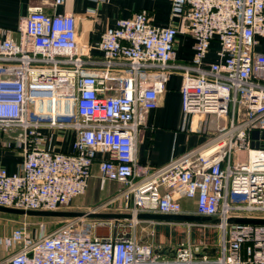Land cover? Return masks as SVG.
Listing matches in <instances>:
<instances>
[{
    "label": "built area",
    "instance_id": "obj_1",
    "mask_svg": "<svg viewBox=\"0 0 264 264\" xmlns=\"http://www.w3.org/2000/svg\"><path fill=\"white\" fill-rule=\"evenodd\" d=\"M49 2L50 12L31 7L17 28L0 26V147L21 156L16 172L0 166V205L68 208L97 164L100 178L123 187L89 211L132 217H70L52 232L16 227L0 237L8 250L0 264H264V224L229 222L264 217V52L256 48L264 0H172L180 27L157 26L140 11L94 44L81 39L74 14L56 11L66 0ZM180 31L195 39L190 63L175 61ZM213 41L219 60L207 62ZM177 72L182 130L205 140L149 166L137 156L144 114L160 106ZM67 132L70 152L54 143ZM141 212L217 217L180 224L218 228L221 242L201 249L143 241L136 227L154 237L160 222L139 219Z\"/></svg>",
    "mask_w": 264,
    "mask_h": 264
},
{
    "label": "crops",
    "instance_id": "obj_2",
    "mask_svg": "<svg viewBox=\"0 0 264 264\" xmlns=\"http://www.w3.org/2000/svg\"><path fill=\"white\" fill-rule=\"evenodd\" d=\"M171 1L66 0L64 4L57 7L56 11L74 14L78 20L81 39L87 44H94L100 40L102 34L109 27L115 26L118 20L131 18L140 11H146L152 23L157 26H168L174 23L180 27L182 22L179 18L172 22ZM49 4V0H0V26L17 28L31 7L43 5L50 12L52 8ZM88 10H95L94 17L88 16ZM258 40L259 43L256 48L264 52V36L259 37ZM175 50L176 62L190 63L195 55V39L189 33L180 31L177 35ZM218 50L219 43L213 41L206 61H218ZM93 53L96 57L101 56L97 49H94ZM181 87L182 75L180 72L174 73L167 82L160 106L144 114L145 125L137 146V156L143 164L153 167L161 166L205 140V136L182 130L184 115ZM73 139L74 134L67 132V134L64 133L63 138H56L54 143L58 149L70 152ZM20 162L21 156L18 152L0 147V166L6 167L10 173H13L18 170ZM93 172L87 192L74 200L73 203L76 206L91 208L111 198L122 189L123 186L120 182L100 178L97 164H95ZM182 204L186 209H192L195 206V201L182 199ZM160 224L174 225L180 223L160 222L155 225V228ZM161 236L163 235L160 234ZM189 242L193 245L196 244L191 242V239ZM167 243L171 245L170 241Z\"/></svg>",
    "mask_w": 264,
    "mask_h": 264
},
{
    "label": "rangeland",
    "instance_id": "obj_3",
    "mask_svg": "<svg viewBox=\"0 0 264 264\" xmlns=\"http://www.w3.org/2000/svg\"><path fill=\"white\" fill-rule=\"evenodd\" d=\"M94 207V206H93ZM91 208L76 206L74 203L70 207L62 210L72 211H89ZM70 218L58 216H34V215H17L0 212V237L10 235L12 230L16 227H26L31 233H35L41 225L46 227L47 232H52L56 228L66 225ZM158 233L154 237L147 235L151 229H144L143 224L138 225L136 230L143 241L161 240L165 244L173 247H178L181 244L195 242L201 249H208L217 247L221 242V232L215 227L192 226L185 224L166 225L160 224L157 228ZM160 234L163 236L160 237ZM191 236V237H190ZM193 236V237H192ZM151 240V241H152ZM195 244V245H196ZM8 250L0 243V260L5 258Z\"/></svg>",
    "mask_w": 264,
    "mask_h": 264
},
{
    "label": "water",
    "instance_id": "obj_4",
    "mask_svg": "<svg viewBox=\"0 0 264 264\" xmlns=\"http://www.w3.org/2000/svg\"><path fill=\"white\" fill-rule=\"evenodd\" d=\"M259 135L258 130L252 132V137L256 138ZM0 212L17 215H34V216H58V217H127L131 218L132 215L118 214V213H96L92 211H72V210H25L21 208H13L0 205ZM139 219H150L158 222L167 223H215L219 219L214 216H204L197 214H163V213H145L138 214ZM231 223H248V224H264V217H232L229 219Z\"/></svg>",
    "mask_w": 264,
    "mask_h": 264
}]
</instances>
